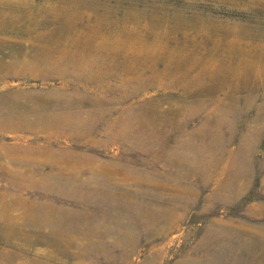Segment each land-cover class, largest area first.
I'll use <instances>...</instances> for the list:
<instances>
[{
	"label": "rangeland",
	"instance_id": "obj_1",
	"mask_svg": "<svg viewBox=\"0 0 264 264\" xmlns=\"http://www.w3.org/2000/svg\"><path fill=\"white\" fill-rule=\"evenodd\" d=\"M57 6L60 9L54 10ZM175 10L184 13L174 20ZM191 13H197L192 16L198 21L185 25L184 15ZM241 28L250 30L236 35ZM102 44L106 49L98 50ZM73 47L90 55L98 50L100 66L118 62L111 69L114 75L104 76V88L90 87L96 96L120 97L115 107L109 105L117 111L111 119L129 106H155L160 115L150 127L163 125L159 118L170 119L172 125L167 122L160 138L146 149L126 139L106 141L100 134L89 143L69 134L70 128L53 133L0 126V211L7 204L17 217L0 216V251L43 248L50 254L47 264H264V248L254 240L264 242V0H0V78L5 77L0 80V98L14 92H46L56 101L61 93H82L85 83L61 73L69 71L67 64L49 51L59 55ZM163 48L164 63L153 61ZM185 53L186 63L198 58L207 66L202 73L206 82L187 91L167 86L161 73L169 59L179 61ZM10 61L14 63L8 70ZM123 62L133 64L129 69L140 67L125 73ZM13 70L19 77L10 74ZM125 82V92L114 88ZM21 101L24 106L12 111L0 103V122L10 114L33 118L50 110L68 117L87 115L88 106L76 102L31 109L33 100ZM101 124L94 130L105 129ZM8 147L19 155H5ZM162 147L168 148L166 162ZM70 148L93 155L94 168L88 170L80 162L66 173L56 167L76 157L66 152ZM61 152L59 159L56 154ZM80 184L104 200L82 202L45 189ZM115 197L127 202L118 203ZM27 203L96 207L104 213L97 218L98 229L104 226L110 232L88 240L72 232L78 238H72L65 251L37 242V232L18 216ZM167 214L174 222L164 226ZM4 221L17 231L3 227ZM40 228L47 233L55 227L42 221ZM224 233L233 237L226 239ZM124 235L133 240L121 247V240L115 239Z\"/></svg>",
	"mask_w": 264,
	"mask_h": 264
},
{
	"label": "bare ground",
	"instance_id": "obj_2",
	"mask_svg": "<svg viewBox=\"0 0 264 264\" xmlns=\"http://www.w3.org/2000/svg\"><path fill=\"white\" fill-rule=\"evenodd\" d=\"M58 9H60L59 6L54 8V10H58ZM183 13L175 10L173 13L174 20L180 18V15H182ZM196 14L191 13V15H188V16L184 15V19H183L184 24L188 25V26L192 25V24L194 25L198 21L197 17H193V16H196ZM10 20H12V18H10ZM152 21H153V19H152ZM211 30H212V28H211ZM249 30H250L249 28L248 29H246V28L242 29L241 28L240 31L238 30V31H235L234 33L236 35H241V33L248 34ZM165 42H167V41H165ZM54 43H55V41H54ZM50 44H51V42H50ZM106 45L107 44H105V45L102 44L101 46L98 47V50L104 49V47ZM52 46H54V45H52ZM76 46L77 45L75 44L74 47H76ZM74 47L70 51L68 50V48H66L67 50L66 49L63 50L62 52L59 53V55L55 54L56 52L54 53L51 50H49L50 56L52 58L63 59L62 61L64 62V64L65 63L67 64L66 66L69 69V71L60 70V72L61 73H68V75H70V76L73 75V78L80 79V81L84 82L85 86H86L83 90L84 93L76 91L72 96L70 95V97L64 93H61L62 94L61 97H59V96L56 97L59 99H56V101H55L54 99H51L52 95H50V93H46V92H41L38 94H34L33 92H26L24 94L14 92V93H8L7 95L6 94L2 95L0 98V103H4L5 105H8V108L10 109V111H12V110H15L17 107L24 106V103L21 101L22 98H25L26 100H28V99L33 100V104H31L32 106H30L31 109H35L36 107H40V106H49L50 105V107H51L52 105L57 106L60 104H67V103L70 104V103L76 102V103H79L80 105L85 104L88 106V108L85 110L87 112L86 117L83 116V114H81V113L70 115V117H68L64 113H60V114H56L57 112L56 113H50L51 110L49 111V113L34 114L33 118H30L28 114H20V113H19L20 115H15V114L11 115L10 114V115H8L9 117H5V116L2 117V120L0 122L1 128H3L2 126L11 125L12 129H14V130H20V129L35 130V129L39 128V129H47L49 131H52L53 133L66 131V130H68V128H70L69 134L78 136L79 138H83V139H85L84 141H88L89 143H91L94 140L93 139L94 136H96L97 134H100L102 137L106 138V141H108V138H110L111 140H116L117 138H119L122 141L126 139V140L131 141L132 144L135 143L136 146L139 148L140 147L143 149L144 148L145 149L150 148V146H148V145H152V142L153 141L155 142L156 139H159L160 136L162 135L161 132L164 131V130H162V127H164L167 122L172 125V122L170 121V119L167 121H164L163 119L159 118V122H162L164 124L160 125L159 128L150 127L152 125L151 123H154L155 122L154 120L158 119L155 116L160 115L157 113V109L155 106H152L150 108H142V107L136 108V107L129 106V107L125 108L123 111H119L118 115L115 116L114 120L111 119L110 116H112V114L117 113L116 108H113V107H115V106H113V104L115 105V104L121 102L120 97H118L117 94H114L113 97H110V96L99 97V96H96V94H98V93L95 94V92L91 91L90 87H92L91 85H93V84H94V86L102 87L103 84H101V83L102 82L105 83V77L104 76L109 77V76L114 75L111 72V69L113 68V65L118 63V62H115V63L112 62V63H109V65L100 66L99 63L101 62V59H100V56L98 55V50H96L95 55H90V54H87V52L78 51V49L74 48ZM53 48H55V47H53ZM144 50H146V49H144ZM162 50H163V52L162 51L158 52L156 57L151 58V59L153 61H158L160 63L161 62L164 63V57L166 56V55H164V52H166L167 50L164 48ZM54 51H55V49H54ZM48 56H49V54H48ZM185 56H186V53L181 57V59L179 58L180 59L179 61H172L171 59H169V62H167V64L164 65L161 69V73L164 74L166 81H167L166 85L170 86V87L171 86L172 87L180 86L183 89V91H187L188 89L193 88L198 84L206 82L202 78V76H204V74H202V73H203L204 69H206V67H207V66L206 67L203 66L202 61L199 60L198 58H197V61H194L191 64L186 63L185 59H184ZM187 56L190 57L191 55L187 54ZM132 57L134 58L135 56L133 55ZM183 59H184V61H183ZM201 59L203 60V57H201ZM13 63L14 62L10 61L8 64L5 65L8 68V70H11ZM83 64H85L86 66L84 67ZM16 65H17V63H16ZM23 65H26V64H23ZM126 65H127V62H123L122 67H123V71L125 73H127V72L133 73L132 71H134L140 67V64H139V66L134 65L133 69L132 68L129 69V67L133 66V64L132 63L129 64L128 67ZM18 66H20V65H18ZM50 67L54 68L53 70H57L54 66H50ZM212 69H211V71H212ZM218 69H220V67H218ZM11 72L12 73H10V74H13V76L16 75L17 77H19L18 72H17L18 74L15 73L14 70ZM215 72H217V71H214L213 73H215ZM209 73H212V72H209ZM217 73H219V72H217ZM131 77H134V76L131 75ZM2 78H5V77H2ZM2 78H0V80H2ZM127 79L131 80V78H127ZM206 79H207V77H206ZM127 82H125V84L122 86L121 85H115L114 88L121 89L122 91L125 92V85H127L126 84ZM140 85H141L140 87H143L146 84L141 83ZM138 87H139V85H138ZM103 88H104V86H103ZM230 88L231 87L229 86V89ZM88 90H90V91H88ZM21 96H24V97H21ZM109 105H112L113 107H110ZM55 110H57V109H55ZM79 111H81V110H77V112H79ZM144 115H147L148 117H144ZM97 123H102L105 126V129H103L100 133L97 130H96L97 131L96 132L93 128V126ZM112 128H115V129L112 130ZM259 128L260 127L255 129L254 133H258ZM108 129H110V131H113V132L110 134ZM106 134H110V136H108ZM106 144L107 143H104L103 145H106ZM159 151H160L161 158L166 162L167 161L166 155L168 153V148L162 147V148H159ZM172 151L173 150L171 149L172 154L177 153V151H173V152ZM43 152L45 155H49L51 153L49 151V149H44ZM66 152L72 153V155L76 156V157H72V159L66 160V161L62 160V162L57 161L58 166H56V167H59L64 172L67 173V168H71V167L77 168L79 166L80 162H82L83 166H85L86 169H88V170H91L94 168L93 155H90V153H85L84 150H78L76 148H70L68 151L66 150ZM4 153L7 156L19 155V153L14 149V147L6 148L4 150ZM56 155H57L56 157H60L59 159L63 158L62 157L63 152H61L60 154H56ZM80 155L83 157L82 159L79 158ZM201 161H202L201 163H204L203 159ZM51 166H53V165H51ZM53 167H55V166H53ZM53 167H50V169L53 170L54 169ZM126 168L129 169L128 167H126ZM120 169H121V167H120ZM3 175L4 174H1V176H3ZM80 185L81 186L73 187V188L72 187L50 188L48 186H47V188H45V187L44 188L48 189V190L51 189L52 191L60 193L67 198L76 199V200H79L82 202L100 204V202L104 200L105 197L102 196L100 193L93 194L94 196L90 195L89 192H87V190H85L83 188V186L85 184L84 185L80 184ZM3 193L4 192H0V195H3ZM8 194H10V193H8ZM115 200H118V203L121 201L127 202V199L121 200L118 197H115ZM135 203H137V201H135ZM117 205H119V204H117ZM2 207L3 208L0 211V216H4L5 220H9V219L13 220V219L17 218V217L14 218L12 210H10V207L7 204H4ZM24 209L25 210H23V212L20 213V215H18V216H19V218L23 216V218H24L23 222L29 223V225L32 226V229H34L37 232L38 237H36V241L37 242L44 241L47 243V245L48 244L52 245L53 247H56L58 249H61L63 247V249H62L63 251H65V249L68 248V245L71 244L72 238H78L79 237V239H81V240H88L91 238V236H93L95 234H98L99 237H101V236H104L105 234H108L110 232L104 226H99L101 229L100 230L98 229L97 222H96L97 218L99 216L103 217L104 213L101 214L96 209V207L88 210V208L83 207V209H82V207L78 206V205H75V207L71 208V207H65L62 205H54V204L47 205V203L46 204L38 203L36 206L34 204L27 203V204H25ZM140 211H142V209ZM55 214H57L58 216H55ZM141 215H143V214H141ZM150 215H151V213H150ZM146 218H150V216L147 215ZM154 219H153V221H154ZM42 221L46 222L50 227H55V228L51 229L47 233L43 232L42 229L40 228V222H42ZM67 221L69 223L68 225L65 223ZM164 222H165L164 226L168 225V224H172L174 222V219L171 218L167 214V215H165ZM2 226L6 227L8 229L10 228L13 231V233H15L17 231L16 230L17 228L14 226V224L12 225L10 222L8 223V221H4L2 223ZM126 229H128V228H126ZM72 232L77 234L78 237H74ZM212 233L219 234L221 232L213 231ZM223 236L226 239H231L233 237L232 235H230V233H226V234L224 233ZM26 237H25V240H26ZM118 240H121V242H122L121 247H123L124 244H125L124 246L131 245V240H133V239L130 236L125 237V235H124V237H119V238L115 239V241H116L115 243H119ZM254 240H255L257 246L264 248V242L259 241L257 238ZM40 243H42V242H40ZM52 246H50V247H52ZM106 246H107V244H104V245H102V248L105 249ZM79 247L82 249V247H84V244L79 243ZM49 252H50V250H49ZM111 254H113V252H111ZM48 257H50V254L48 252H46V249H43V248L42 249H36L35 251H28V249L22 250L20 248V251L16 252V253H12L10 250L5 249V250L0 251V264H47L46 262L49 261ZM178 264H201V263L189 261L187 263L181 262Z\"/></svg>",
	"mask_w": 264,
	"mask_h": 264
}]
</instances>
